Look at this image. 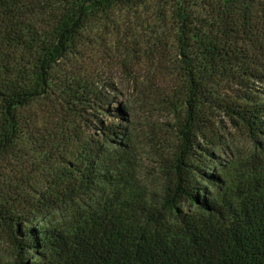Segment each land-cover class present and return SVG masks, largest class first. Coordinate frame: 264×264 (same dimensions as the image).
<instances>
[{
  "label": "trees",
  "instance_id": "trees-1",
  "mask_svg": "<svg viewBox=\"0 0 264 264\" xmlns=\"http://www.w3.org/2000/svg\"><path fill=\"white\" fill-rule=\"evenodd\" d=\"M114 7L147 17L155 66L134 85L169 122L159 191L141 201L124 194L122 90L71 66L84 25ZM40 100L70 126H37ZM228 127L254 150L231 187L205 170ZM21 144L51 172L28 191L0 183L14 264H264V0H0V179Z\"/></svg>",
  "mask_w": 264,
  "mask_h": 264
},
{
  "label": "rangeland",
  "instance_id": "rangeland-1",
  "mask_svg": "<svg viewBox=\"0 0 264 264\" xmlns=\"http://www.w3.org/2000/svg\"><path fill=\"white\" fill-rule=\"evenodd\" d=\"M147 17L132 15L121 7H114L107 15L92 19L84 25L78 55L71 66L79 74H91L117 85L123 92L119 102L127 107L126 121L133 141V171L126 177L124 194L141 201L146 194L158 192L161 185L156 155L165 147L168 138L167 118L159 105L145 99L136 91L134 81L141 82L150 76L155 66L148 44ZM158 80L159 78L156 77ZM36 115V125L44 127L70 126L47 100L38 101L28 110ZM254 150L240 130L227 128L222 145L215 150L205 170L222 172L228 186L238 185L249 175ZM0 179L1 184H12L17 189L39 188L51 172L42 160V154L29 144L15 150L13 160L7 164ZM213 172V171H212ZM211 173V171H209ZM66 214L52 211L45 220L49 225L65 222ZM63 216V217H62ZM11 249L0 237V264H14Z\"/></svg>",
  "mask_w": 264,
  "mask_h": 264
}]
</instances>
